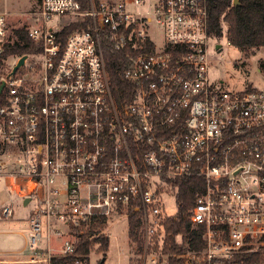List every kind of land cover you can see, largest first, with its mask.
Wrapping results in <instances>:
<instances>
[{
    "label": "built area",
    "instance_id": "1",
    "mask_svg": "<svg viewBox=\"0 0 264 264\" xmlns=\"http://www.w3.org/2000/svg\"><path fill=\"white\" fill-rule=\"evenodd\" d=\"M31 16L33 50L1 59L0 12V178L13 198L37 202L24 251L0 254V264H54L90 224L132 212L145 264H264V91L210 79L205 0H90L86 10L39 0ZM84 18L86 28L61 35ZM104 42L125 52L129 100L112 94ZM186 179L195 190L186 220L202 245L167 255L164 225ZM42 239L46 249L35 248Z\"/></svg>",
    "mask_w": 264,
    "mask_h": 264
},
{
    "label": "trees",
    "instance_id": "2",
    "mask_svg": "<svg viewBox=\"0 0 264 264\" xmlns=\"http://www.w3.org/2000/svg\"><path fill=\"white\" fill-rule=\"evenodd\" d=\"M81 9L89 7L90 0H77ZM95 2L97 0H94ZM207 9L208 33L212 38H222L223 27H225V40L229 46L239 52L248 50H264V0H205ZM87 19L82 22L70 24L61 32L67 35L73 30L87 27ZM16 41L7 43L1 59L11 55H26L33 50L32 43L27 38L24 27L12 30ZM103 55L106 70L109 77L110 88L114 98L119 102L129 100L132 86L124 79L123 72L126 64L125 52L113 50L107 42L103 44ZM194 179H186L179 185L178 199L181 201L177 214L166 220L163 234L162 253L167 255H178L185 250L187 244L191 250L201 248V233L191 230L187 220L186 212L191 206L194 193ZM102 222L96 221L90 224L82 235L77 237V243L73 255L68 257H55L53 263L70 262L75 259L87 260L92 244L99 245V252L105 253L109 247V239L99 229ZM128 236L136 243L138 251L142 250V241L138 234L139 221L132 212L127 216ZM99 229V230H98ZM180 236V244L177 238ZM157 241V240H156ZM158 249L157 243L153 246ZM168 264H183L170 258Z\"/></svg>",
    "mask_w": 264,
    "mask_h": 264
},
{
    "label": "rangeland",
    "instance_id": "3",
    "mask_svg": "<svg viewBox=\"0 0 264 264\" xmlns=\"http://www.w3.org/2000/svg\"><path fill=\"white\" fill-rule=\"evenodd\" d=\"M38 3L39 0H0V12L7 13V43L12 44L16 41L12 30L21 27L27 29L33 25L34 19L31 15L37 10ZM225 30L223 27L222 38H213L212 56L209 58L210 79L222 82V88L228 91H243L249 88L264 91V50L239 52L226 45ZM216 45H221L220 52L215 50ZM14 65L15 59L9 60L7 63L8 69ZM5 70L6 66L0 64V75ZM36 204L35 199H32L27 205H23V200L13 198L7 188L6 179L0 178V209L5 206L12 209L10 218L0 215V253L14 252L23 247L22 234L29 229L28 219ZM166 211L168 213L176 211L175 204L171 199L167 200ZM99 229L109 239L108 250L104 255L99 252V245L92 244L85 264H100L103 258V264H145L142 250L139 252L136 243L128 236L125 215L112 217L107 224L100 226ZM44 237L43 230L42 238ZM35 248L46 249V240L42 239ZM29 250H26L23 256L29 255Z\"/></svg>",
    "mask_w": 264,
    "mask_h": 264
},
{
    "label": "water",
    "instance_id": "4",
    "mask_svg": "<svg viewBox=\"0 0 264 264\" xmlns=\"http://www.w3.org/2000/svg\"><path fill=\"white\" fill-rule=\"evenodd\" d=\"M234 3L236 4L237 3V0H234ZM215 50L217 51V52H220V50H221V45H216L215 46ZM24 58H25V56H23V57H21L20 58V60H19V62L16 64V66L13 68V70H12V72H14L20 65H22V63H23V61H24ZM2 84L0 85V90H1V88H2ZM34 188V186L33 185H30V192L32 191V189ZM28 201H29V199H25V201H24V205H26L27 203H28ZM103 262H104V258L101 260V262H100V264H103Z\"/></svg>",
    "mask_w": 264,
    "mask_h": 264
},
{
    "label": "crops",
    "instance_id": "5",
    "mask_svg": "<svg viewBox=\"0 0 264 264\" xmlns=\"http://www.w3.org/2000/svg\"><path fill=\"white\" fill-rule=\"evenodd\" d=\"M27 232V231H26ZM26 232L25 233H23L22 234V237L24 238V245H23V247L22 248H20V249H18V250H16V251H14V252H9V253H18V252H22V251H24V249H25V237H26ZM51 244L52 245H54L56 248V250L58 249V241L57 240H53L52 242H51ZM0 254H2V253H0ZM5 254V253H4ZM7 254V253H6Z\"/></svg>",
    "mask_w": 264,
    "mask_h": 264
}]
</instances>
